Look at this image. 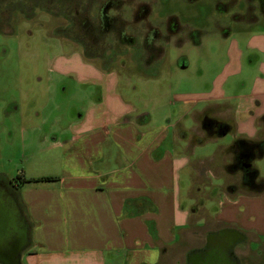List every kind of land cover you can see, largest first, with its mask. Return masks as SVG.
<instances>
[{
    "label": "rangeland",
    "instance_id": "374dc122",
    "mask_svg": "<svg viewBox=\"0 0 264 264\" xmlns=\"http://www.w3.org/2000/svg\"><path fill=\"white\" fill-rule=\"evenodd\" d=\"M39 1L35 6L24 4L35 11L27 14L29 18L23 13L20 22L13 21V35L0 36V181L8 183L23 171L26 177H36L45 173L47 167L51 168L41 162L45 159H29L33 154L54 153L47 148L50 143L45 136L50 126L58 122L64 128L69 121L77 120L80 111L108 88L116 91L123 103L149 114L150 121L144 130L151 137L157 136L167 125L171 126L170 135L184 129L188 136H194L198 111H207L208 117L215 119L218 113L230 110L229 114H223L222 120L232 127L231 132L221 135L220 127L208 124L209 130L216 132L214 140L199 144L194 152L183 151V145L174 149L175 159L176 154L188 159V167L170 179L177 188L172 194L170 188L157 189L162 195L181 199L179 205H185L183 212L189 215L193 206L194 220L203 214H215L222 201L225 202L221 197V193L226 194L224 188L232 179L241 178L237 171L221 173L223 162L250 161L258 172L257 181H264V155L252 159L256 155L254 150L245 146L238 147L235 156L222 149L229 147L236 137L255 138L257 118L264 113V18L257 9L247 10L255 2L126 0V6L118 12L127 20V31L135 37L136 43L129 47L119 45L117 54L110 57L107 51H102L101 45L95 51L83 52L73 11L63 10L61 4L55 2L50 13L45 10L50 5L47 0ZM99 1L79 0L80 4H73L85 9L93 20ZM138 2L145 3V11H140V16L147 11L145 26L141 23L143 20L135 19L136 14L132 15ZM235 14L243 19H234ZM169 17H175L185 29L202 32L200 44L195 46L186 40L177 45L172 41L160 42L164 50L160 60L149 59L146 50L141 48L142 35L154 29L161 34V40L164 39V24ZM154 44L152 48L160 50L159 41ZM97 54L102 56L96 57ZM257 100L262 102V107L256 105ZM186 110L189 112L183 118ZM178 120L180 123L176 125ZM165 146L167 148L168 143ZM201 163L204 164L201 170L209 168L211 173H202L198 178L201 182L194 184L196 181L193 183L191 177ZM259 208L263 211V203ZM196 233L202 234L204 229ZM185 241L193 245L200 243L192 239L191 233L182 235V244L177 245L181 258L186 250ZM248 244L249 255L254 258L259 246L251 240ZM175 253L173 255H178L179 251ZM25 255L22 264H25ZM104 257L106 264L127 263L123 252L104 254ZM70 264L82 262L75 259Z\"/></svg>",
    "mask_w": 264,
    "mask_h": 264
},
{
    "label": "crops",
    "instance_id": "0c3cea01",
    "mask_svg": "<svg viewBox=\"0 0 264 264\" xmlns=\"http://www.w3.org/2000/svg\"><path fill=\"white\" fill-rule=\"evenodd\" d=\"M108 89L80 111L77 120L64 128L58 122L50 126L45 136L50 143L47 148L54 153L33 154L29 159H45L41 162L51 168L36 177H26L24 171L19 175L25 180L53 178L15 188L32 226L33 246L25 253V264H70L75 259L82 264H106L104 254L118 252L126 254V264H171L167 261L179 236L199 229L207 232L214 223L232 226L254 242L264 238V208H259L264 205V192L257 196L221 193L225 202L218 211L194 220L193 206L189 215L183 212L186 206L179 205L181 199L157 191L170 188L172 194L177 190L170 179L187 168L189 160L178 154L175 159L172 151L183 145V151L194 152L196 146L207 142H198L203 136L199 133L201 119L209 116L207 111L197 112L194 136L184 129L170 135L171 126L167 125L151 137L144 130L149 114L123 103L116 91ZM257 104L262 107L260 100ZM226 111L223 114L230 113ZM223 114L218 113L214 120L226 124ZM132 115L135 117L130 118ZM257 130L255 138H236L262 139L264 129ZM228 164L223 162L219 171L225 174L223 168ZM202 166L195 168L194 184L201 182L202 173H211L209 168L202 171ZM238 180L236 177L232 183ZM175 257L183 259L181 252Z\"/></svg>",
    "mask_w": 264,
    "mask_h": 264
},
{
    "label": "flooded vegetation",
    "instance_id": "af4514ba",
    "mask_svg": "<svg viewBox=\"0 0 264 264\" xmlns=\"http://www.w3.org/2000/svg\"><path fill=\"white\" fill-rule=\"evenodd\" d=\"M21 1L22 0H0V36L8 37L13 35L15 32L12 26L13 21L20 22L23 19V13L31 15V11H35L33 7L29 8L24 6V4L35 6V4L41 2L39 0ZM28 1L31 3H28ZM78 1L79 0H47L48 5H50L46 7L45 10H50V13L53 12V7L51 6L56 2L61 4L63 10L73 11L72 16L75 21L76 33H79V42L81 43L82 50L85 54L89 52L88 50L95 51L97 47L101 45L102 51H107L108 54H110V57H112L117 54L119 45L129 47L136 43L135 37L127 31V20L121 18L118 12V10L126 6L124 3L126 0L99 1L98 8L94 13L95 18L93 20L86 14L85 9H82L79 5L77 6V4H80ZM75 2H77V4H73ZM260 2L261 0H258L255 4L259 3L261 5ZM259 4L257 7H247V10L259 9ZM142 9L145 11V3L138 2L135 5L132 15L136 14L135 19L143 20L141 23L145 26V13L140 16V11ZM30 15H27V17L29 18ZM37 25L42 24L37 23ZM178 30L173 32H176V43L190 38L188 31H191L192 29L186 28L180 31ZM144 31L145 28L143 32ZM169 31L170 30L165 28V34H163L165 40H161V34L158 30H150L146 36L145 32L143 33L140 44L143 51L145 52L146 50L149 59L152 58L156 60L159 58V47H155L154 49L152 47L155 46V41H159L160 45V42L168 41L167 39L170 40L171 34H169ZM150 53H152V56H150ZM102 54H97L96 57H101ZM215 121L219 122L218 120ZM6 185L12 192H14L13 190L17 187L18 183L16 181H11L9 184L6 183ZM191 235L192 239L200 241V243L196 245L194 242L193 245V243L185 241L186 250L182 261L175 257V255H171L168 258V262L171 264H205L206 262L207 264L208 262L210 264H264V238H260L259 241L255 242L259 246V251L253 258L252 255H249L250 251L248 249V243L251 238L245 236L232 226L214 223L210 224L207 232L198 234L195 231H192ZM181 240L182 237L179 236L175 245L172 247L174 253L175 251H179L180 253L181 250L178 249L179 247H177V245L179 243L182 244ZM163 252L165 251L163 250Z\"/></svg>",
    "mask_w": 264,
    "mask_h": 264
},
{
    "label": "trees",
    "instance_id": "16d2710c",
    "mask_svg": "<svg viewBox=\"0 0 264 264\" xmlns=\"http://www.w3.org/2000/svg\"><path fill=\"white\" fill-rule=\"evenodd\" d=\"M248 1L256 3V1H258V0H247V2ZM260 3H261V5L259 3H257L255 5L252 4L251 6L257 7V5L259 4V9H257V10H259V12L262 15V18H264V0H261ZM216 6L218 8L219 4H216ZM248 9H250V8H248ZM248 11H250V10H248ZM146 13H147V11L145 12V14ZM233 18L239 21L240 19L241 20L243 19V16L235 14ZM164 25H165V28L167 30L171 31V32L169 31V34H171V37H170L171 39L168 40L167 43L172 41L173 44L177 45L178 43H176L177 42L176 32L175 33H173V32L175 30L179 29L178 31H180V30L185 29V28L179 24L178 20H176L175 17H169L166 20V23ZM226 32H228V30ZM188 34H189L190 38L186 39L185 42H189L195 46H198L200 44L202 32L197 31V30H191V31H188ZM225 36H227V34H225ZM163 52H164V50L161 48V44H160V50L158 52V57H159L158 59L159 60H160V57L163 55ZM208 124H211V127H213V128L220 127L223 130V132L220 133L221 135L229 133L232 130V127L229 124L216 122L213 118L212 119L209 118L208 115L204 116L201 120V123H200V129L205 134L198 141L199 143H204L208 140H212L215 138L214 135L216 132L215 131L213 132L212 130L210 131L209 130L210 127L207 126ZM257 124H258L259 128L264 129V115H262L257 120ZM240 146L241 147L245 146V147H248V148L254 150V152H255L254 154H256V155H255V157H252V159H259V158H262L264 155V137L262 139H257V140L235 138L233 140L232 144L227 148L226 151L233 152V154H234L233 156H235L236 152H234V151H236V149ZM223 169H224L225 174H233L234 172L237 171V172H239L238 174L241 175V178L238 180V182L231 183L230 185L226 186V188H224V192H226V194H228V195L241 194V195H245V196H257V195H260L264 192V181L260 180V179H258V181H257L258 172L253 166H251L250 161H248V162L245 161L243 163H239V162H236V160H235V162L233 164L225 165ZM52 179L53 178H40L37 180H25V179H22L21 176L18 175L17 177L8 181V184L11 181H16L18 183L17 187L18 186L21 187L22 185H24L25 183H28V182L50 181ZM255 182H256V184H255ZM13 191H14L15 195L17 196V199H18L19 198V195L17 193L18 189L14 188ZM18 201H19V203H21L20 199ZM20 206L22 207V204H20Z\"/></svg>",
    "mask_w": 264,
    "mask_h": 264
},
{
    "label": "water",
    "instance_id": "95a60500",
    "mask_svg": "<svg viewBox=\"0 0 264 264\" xmlns=\"http://www.w3.org/2000/svg\"><path fill=\"white\" fill-rule=\"evenodd\" d=\"M31 229L17 196L0 181V264H22L23 255L33 246Z\"/></svg>",
    "mask_w": 264,
    "mask_h": 264
}]
</instances>
